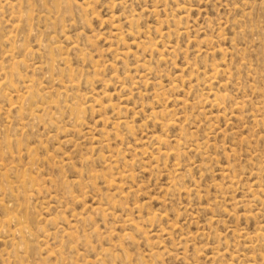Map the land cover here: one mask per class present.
I'll list each match as a JSON object with an SVG mask.
<instances>
[{"label": "rangeland", "instance_id": "374dc122", "mask_svg": "<svg viewBox=\"0 0 264 264\" xmlns=\"http://www.w3.org/2000/svg\"><path fill=\"white\" fill-rule=\"evenodd\" d=\"M0 264H264V0H0Z\"/></svg>", "mask_w": 264, "mask_h": 264}]
</instances>
